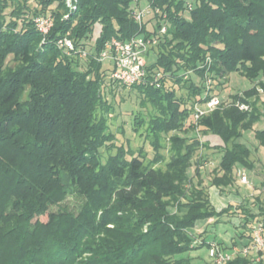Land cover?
I'll return each mask as SVG.
<instances>
[{"label": "trees", "instance_id": "1", "mask_svg": "<svg viewBox=\"0 0 264 264\" xmlns=\"http://www.w3.org/2000/svg\"><path fill=\"white\" fill-rule=\"evenodd\" d=\"M75 1L70 10L66 0H0V264H191L175 256L208 253L210 233H188L208 219L233 221L225 224L231 245L216 242L222 251L250 248L253 228L264 229V203L256 197L216 208L200 172H188L208 147L198 133L223 144L216 188L233 185L236 165L254 167L238 139L260 117L252 100L264 92V0ZM146 7L151 13L138 23L134 14ZM37 16L52 20L45 38L33 24ZM95 25L101 34L92 44ZM137 36L154 41L146 53L155 61L146 60L145 83L127 89L110 79L113 63L96 58L111 39ZM60 38L87 56L67 54L56 46ZM231 73L256 84L194 123V105L218 97L215 88ZM117 88L140 100L132 131L146 125L150 164L142 148L134 155L114 144L107 94L114 98ZM256 135L264 146V130ZM162 137L170 146L166 171L153 167L165 162L157 154ZM223 264H264V250Z\"/></svg>", "mask_w": 264, "mask_h": 264}, {"label": "rangeland", "instance_id": "2", "mask_svg": "<svg viewBox=\"0 0 264 264\" xmlns=\"http://www.w3.org/2000/svg\"><path fill=\"white\" fill-rule=\"evenodd\" d=\"M75 2V0H71V4L72 6H74V9ZM100 34L101 27L99 25H95L90 40L92 44L99 39ZM43 41L44 40L42 39V43ZM144 58L148 63H154L155 61V56L151 51L144 54ZM15 64L16 62L13 60L12 56H8L6 59V65L8 67H12ZM260 79L264 82V77ZM223 83L224 84L222 86H217L215 88V91L218 94L220 100L226 99L230 104L234 95L242 94V92L253 85V83L256 84V82H249L239 73L229 74V76L224 80ZM117 93L119 95H115L114 98L111 94H107L108 102L113 105V113L109 115L108 125L110 131L115 136L114 144L116 146L122 145L127 149L129 148V150L133 151L134 155H137L140 148H142V152L145 155L146 164H150V161L155 155V151L149 143L150 137H146V134L144 132L146 125L143 126L141 131H139L140 135L139 133H135L132 131V120L134 113L142 109L139 107L140 100L136 98V94L133 91L120 90L117 88ZM119 96L120 98H123L124 101H119ZM254 100L256 101L257 113L260 115V117L257 123L253 124L251 128L242 131V136L238 139V142L249 150L251 154L250 160L254 162V167L252 169L245 170L243 167L236 165V170L234 171V183L231 187L218 189L211 183L212 178L215 176L216 172H218V165L223 152V144L221 140L215 135H207L205 137H202L199 135V133L197 134L200 141L202 143H206L208 147H206L207 149H201L202 158L200 159L201 162L199 163L201 164V166L198 168L196 164V161L198 160L197 157L199 156L198 153V155L196 156L195 164L188 173L191 177H194L197 170L200 172L199 176L202 180V186L207 191L208 198L210 199L211 204L216 208H220L221 205L224 206L227 204L236 206L239 205L238 203L242 202L243 200L252 202L256 197H258L259 200L264 203V146L261 144L256 135V131L264 130V92L259 91V96L253 99L252 102H254ZM193 121L194 123H196L194 119ZM191 135L192 134H188L187 136ZM159 143L160 149L157 150V154L159 151L161 155L165 156V162H158L154 164L153 167L156 169L160 168L163 171H166L165 163L170 156V146L166 137H162ZM239 172H244L245 176L247 177L246 184L241 183V175L238 174ZM188 187L189 186H186V188ZM67 204H73V200L69 198ZM249 205L252 211L256 212L257 206L252 205V203ZM54 209L55 208H52V210ZM39 220L43 222L46 221V216L40 217ZM223 220V223L227 222L225 224L231 223L232 221H229L227 219ZM213 221L214 219L197 221L195 225L188 230V233L192 236H195L198 234H202V232H204L205 230L206 233H210L208 234V239H210L211 242L221 243L223 241L224 244L230 246L231 244L227 242V239L233 233L232 227L225 224L215 225ZM250 255L254 256V252H251ZM187 257L191 258V264H205L210 262L206 247L175 256V258L177 259H185ZM213 264H215V262H213Z\"/></svg>", "mask_w": 264, "mask_h": 264}, {"label": "built area", "instance_id": "3", "mask_svg": "<svg viewBox=\"0 0 264 264\" xmlns=\"http://www.w3.org/2000/svg\"><path fill=\"white\" fill-rule=\"evenodd\" d=\"M67 7L70 10H74V6L71 4V0H67ZM148 7L137 11L134 14V18L138 23L144 19L145 16L150 14ZM33 24L36 30L45 38L50 29L52 28V20L48 16H37L33 18ZM165 29L162 28L161 32ZM44 40V39H43ZM154 41L146 40L140 36L132 37L127 41H119L117 39H111L104 46V50L100 53L98 58L99 62L111 61L113 63V71L110 74V79L127 89L132 88L135 84L144 82L146 77V59L144 54L148 51L150 45H153ZM56 46L60 49H64L67 54H78L79 57L85 58L87 54L84 51H75L74 45L68 38H60L56 41ZM210 60H206V64H209ZM160 79V73H156L153 78V82L157 83ZM211 79L206 78L205 86L206 92L210 90ZM145 83V82H144ZM228 106L230 103L225 100H220L219 97L213 96L209 100L205 101L202 105L195 104L192 111V118L199 120L206 114L212 113L221 106ZM235 106L240 111H249V106L242 103H236ZM241 175V183H247V177L243 173H238ZM253 240L252 246L250 248L234 247L231 251H222L216 243L210 244L208 249L209 258L215 262V264H223L229 261L234 255L241 254L243 256L249 255L251 252L254 254L262 252L264 250V229L262 225L258 224L253 228L252 231Z\"/></svg>", "mask_w": 264, "mask_h": 264}, {"label": "crops", "instance_id": "4", "mask_svg": "<svg viewBox=\"0 0 264 264\" xmlns=\"http://www.w3.org/2000/svg\"><path fill=\"white\" fill-rule=\"evenodd\" d=\"M220 203V202H219ZM222 206V205H221Z\"/></svg>", "mask_w": 264, "mask_h": 264}]
</instances>
